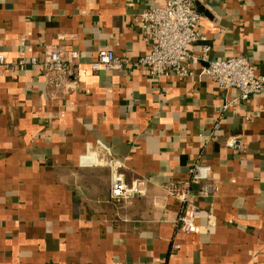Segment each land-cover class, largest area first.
<instances>
[{"label": "crops", "instance_id": "0c3cea01", "mask_svg": "<svg viewBox=\"0 0 264 264\" xmlns=\"http://www.w3.org/2000/svg\"><path fill=\"white\" fill-rule=\"evenodd\" d=\"M152 3L0 0L8 62L41 59L51 45L81 53L70 89L48 87L40 70L0 66V264H264V89L224 110L237 93L201 75L206 62L187 79L91 70L104 49L130 62L151 52L136 20ZM195 7L206 41L193 55L206 45L211 59L244 56L264 75V0ZM234 138L239 150L227 146ZM97 143L128 181H144V196L112 200L111 171L81 163ZM172 184L195 197L200 234L181 230Z\"/></svg>", "mask_w": 264, "mask_h": 264}, {"label": "built area", "instance_id": "2783aa9c", "mask_svg": "<svg viewBox=\"0 0 264 264\" xmlns=\"http://www.w3.org/2000/svg\"><path fill=\"white\" fill-rule=\"evenodd\" d=\"M160 4H150L138 16L136 22L144 42L150 47L151 52L134 62H130L114 51L104 49L99 51L97 58L91 63V70L95 73L113 71L131 66L136 69H145L156 81L165 77L175 76L180 79L194 77V70L190 65H200L206 62L207 66L201 72L210 80L217 83L225 92L235 91L237 96L233 101L224 106V110L238 101L246 102L264 89V75L257 72V67L244 56H233L223 60L210 58V47L204 45L201 56L191 53V47L206 39L200 34L199 25L203 15L196 10L197 0H156ZM69 36H62L60 41H65ZM81 53L73 51L69 55L63 46L51 45L46 48L41 59H20L8 62L0 55V66L8 71L25 72L26 70H40L48 87L54 89H70L78 85L71 81L72 70L79 67ZM241 143L238 138L228 142L231 149L239 150ZM82 165L106 167L111 171L112 187L111 198L114 201L128 203L144 196L143 184L140 179L127 180L123 173L122 161L112 157L109 151L100 144L87 147L81 159ZM200 167L191 170L192 181L199 183L203 179ZM172 193L184 203L185 212L179 217L182 231L198 235L201 232L196 224L197 206L189 189L184 185L172 184ZM213 193L211 184H203L200 197L206 198ZM186 205V207H185ZM175 248H178L176 246Z\"/></svg>", "mask_w": 264, "mask_h": 264}]
</instances>
